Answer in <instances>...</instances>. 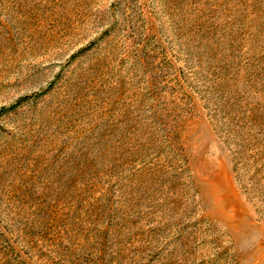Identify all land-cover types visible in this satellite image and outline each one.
I'll return each instance as SVG.
<instances>
[{"label": "rangeland", "instance_id": "obj_1", "mask_svg": "<svg viewBox=\"0 0 264 264\" xmlns=\"http://www.w3.org/2000/svg\"><path fill=\"white\" fill-rule=\"evenodd\" d=\"M0 264H264V0H0Z\"/></svg>", "mask_w": 264, "mask_h": 264}]
</instances>
